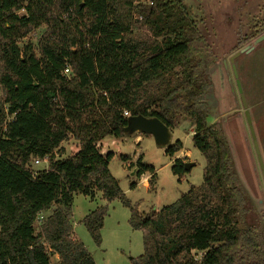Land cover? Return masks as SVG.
Returning a JSON list of instances; mask_svg holds the SVG:
<instances>
[{"label": "trees", "instance_id": "trees-1", "mask_svg": "<svg viewBox=\"0 0 264 264\" xmlns=\"http://www.w3.org/2000/svg\"><path fill=\"white\" fill-rule=\"evenodd\" d=\"M217 60L186 0H0V264H51L53 255L55 264H95L71 212L74 194L95 191L119 199L142 233L143 253L130 264H264V214L249 221L222 126L206 122ZM139 114L169 129L191 120L205 160L200 186L146 213L111 175L114 153L98 147ZM69 139L77 150L63 156ZM181 149L177 140L165 154ZM35 160L46 167L33 168ZM135 166L136 177L155 174L140 157ZM171 171L180 180L184 162L175 158ZM106 213L81 219L96 246Z\"/></svg>", "mask_w": 264, "mask_h": 264}, {"label": "rangeland", "instance_id": "rangeland-1", "mask_svg": "<svg viewBox=\"0 0 264 264\" xmlns=\"http://www.w3.org/2000/svg\"><path fill=\"white\" fill-rule=\"evenodd\" d=\"M186 4L218 57L210 73L212 85L205 95L206 122L221 124L235 171L249 199L248 219L257 222L264 214V181L229 57L264 33L243 44L245 35L264 28V0H186ZM136 30L148 33L141 25ZM41 31H35L30 38L35 39ZM234 64L264 164V40L252 52L238 56ZM193 129L191 120L183 117L170 129V144L177 140L182 144L173 159L165 154L164 147L155 144L152 135L146 133L134 132L118 139L110 137L98 144L101 153H114L108 162L109 171L127 200L137 205L140 213L170 205L192 186L201 185L205 160L192 145ZM62 146L63 156H66L74 152L77 142L69 139ZM119 155L127 156V161L121 160ZM139 157L143 163L153 166L154 175L145 172L136 177L135 165ZM175 158L193 164L180 180L171 171ZM32 167L45 168L46 162L32 163ZM150 179H153L151 184ZM132 181L136 182L134 187ZM102 206L107 207V213L100 230L101 243L96 246L81 219ZM71 212L74 235L92 254L95 264H130L131 258L143 253L142 233L130 226L129 209L119 199L107 201L98 191L94 192V198L77 193L72 198ZM56 261L57 255H53L51 264Z\"/></svg>", "mask_w": 264, "mask_h": 264}, {"label": "water", "instance_id": "water-1", "mask_svg": "<svg viewBox=\"0 0 264 264\" xmlns=\"http://www.w3.org/2000/svg\"><path fill=\"white\" fill-rule=\"evenodd\" d=\"M262 40H264V33L259 35L255 39H253L250 43L246 44L243 48H241L237 52L233 53L229 57V62H230L231 67L233 69L235 82L237 85L238 92L240 94L242 106L244 108V115L247 119V124H248V128L250 131V136H251V139L253 142V147H254L255 153L257 155V160H258L259 167H260L261 174H262L263 181H264L263 160H262V157L260 154L256 135H255L252 123H251L250 115H249V112L247 110L245 97H244V94H243V91H242V88L240 85V80L238 78V74H237L235 64H234V60L238 56L252 52L255 49L256 45H258ZM122 131L125 134H132L134 132H141V133L150 134L153 136L156 145H158L160 147H164V148H166L167 146L170 145V138H171L170 129L156 117H146V116H143L140 114L134 115V116H129V117H127L126 125L123 127ZM192 165L193 164L190 162L184 163V169L187 171L190 169V167ZM131 174H133V172H131Z\"/></svg>", "mask_w": 264, "mask_h": 264}, {"label": "built area", "instance_id": "built-area-1", "mask_svg": "<svg viewBox=\"0 0 264 264\" xmlns=\"http://www.w3.org/2000/svg\"><path fill=\"white\" fill-rule=\"evenodd\" d=\"M64 73H65V74H68V73H69V69H68V68L64 69ZM124 115H127V113L124 112ZM34 163H35V164H38V163H40V161L35 160Z\"/></svg>", "mask_w": 264, "mask_h": 264}, {"label": "crops", "instance_id": "crops-1", "mask_svg": "<svg viewBox=\"0 0 264 264\" xmlns=\"http://www.w3.org/2000/svg\"><path fill=\"white\" fill-rule=\"evenodd\" d=\"M77 150V147H75V150H74V152Z\"/></svg>", "mask_w": 264, "mask_h": 264}]
</instances>
